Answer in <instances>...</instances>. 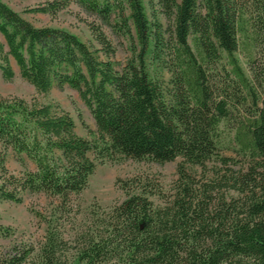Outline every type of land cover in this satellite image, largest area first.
<instances>
[{
	"label": "trees",
	"instance_id": "obj_1",
	"mask_svg": "<svg viewBox=\"0 0 264 264\" xmlns=\"http://www.w3.org/2000/svg\"><path fill=\"white\" fill-rule=\"evenodd\" d=\"M147 3L150 16L144 0H46L23 9L55 16L75 5L95 19H83L95 47L37 27L0 0L2 77L14 76L11 58L39 94L70 87L96 128L89 141L58 105L0 94V203H21L29 192L65 205L104 160L216 161L226 171L201 184L179 167L169 197L142 179L120 183L125 198L93 212L70 259L58 251L71 247L48 231L37 264H264V64L255 67L264 0ZM103 27L128 40L123 63L111 60L115 47ZM224 148L247 161L246 171L229 167L235 162L220 155ZM7 151L19 157L20 174L8 172ZM33 250L13 245L0 264H25Z\"/></svg>",
	"mask_w": 264,
	"mask_h": 264
},
{
	"label": "rangeland",
	"instance_id": "obj_2",
	"mask_svg": "<svg viewBox=\"0 0 264 264\" xmlns=\"http://www.w3.org/2000/svg\"><path fill=\"white\" fill-rule=\"evenodd\" d=\"M16 12L37 27L50 26L63 29L75 34L80 40L89 45L96 43L83 21L95 20L72 5L67 10L58 12L55 16L47 14L23 13L27 6H33L46 0H1ZM156 0H154V3ZM146 13L150 16V8L147 0H144ZM157 8V6H155ZM163 23L165 19L159 15ZM96 22V21H95ZM107 37L115 47L112 61L123 63L129 56L128 40L124 36L113 34L108 28L103 27ZM0 41L3 42L0 36ZM255 67L260 69L264 64V50L256 53ZM241 64H245L243 54H239ZM10 65L14 76L6 81L0 72V94L5 97H19L28 102L35 100L39 103L52 102L62 110L68 112L75 125V133L89 141L96 137V128L93 118L87 107L80 100L77 92L68 86L59 89L53 87L48 94L42 95L35 91L34 87L24 81L18 72L15 62L10 58ZM260 96L264 99V81L260 89ZM227 140V139H226ZM220 155L230 157L235 164L229 167L233 170L246 171L247 161L237 155L232 149L224 148ZM25 168L32 169L33 166L24 156ZM10 151L6 153L5 165L9 173L17 175L24 170V166ZM181 167L185 173L194 177L197 184L211 182L222 175L226 168L216 161L207 162L204 167L192 166L181 157L175 160L159 164L150 160H133L131 158H119L117 160H104L98 162L94 172L89 176L87 186L77 195H71L68 203H63L56 196L43 193L25 192L21 203H0V226L8 233L0 236V256L13 245L32 246L33 252L25 264H37L39 260V249L45 242L48 231L57 234L67 246L71 248L58 251L61 258L70 259L73 254V245L77 234L85 232L86 226L91 221L93 212L99 209H107L121 202L125 198L120 188V183L131 179H142L155 184L161 192L169 197L174 193V184L178 179L177 169ZM238 194L229 191L227 196L236 197ZM153 203L162 205L163 200L152 197ZM98 209V210H97Z\"/></svg>",
	"mask_w": 264,
	"mask_h": 264
}]
</instances>
